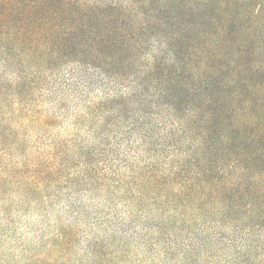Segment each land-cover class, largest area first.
<instances>
[{"label": "trees", "instance_id": "trees-1", "mask_svg": "<svg viewBox=\"0 0 264 264\" xmlns=\"http://www.w3.org/2000/svg\"><path fill=\"white\" fill-rule=\"evenodd\" d=\"M249 53L264 57V0H0V84L15 78L5 87L19 94L35 69L41 86L66 99L81 103L101 90L116 121L103 135L108 152L121 164L131 153L136 161L131 181L112 185L122 201L140 215L167 212L160 225L186 234L197 221L202 232L233 221L234 233L240 220L246 228L236 237L213 234L240 244L239 264H264V235L255 233L264 230V153H248L252 121L228 109L250 92L246 81L264 78V64L251 67ZM255 89L263 107L264 83ZM232 133L245 136L235 143ZM42 167L31 184L52 171ZM188 240L192 250L202 242Z\"/></svg>", "mask_w": 264, "mask_h": 264}, {"label": "rangeland", "instance_id": "rangeland-1", "mask_svg": "<svg viewBox=\"0 0 264 264\" xmlns=\"http://www.w3.org/2000/svg\"><path fill=\"white\" fill-rule=\"evenodd\" d=\"M253 3L250 13L258 7V2ZM247 55L251 67L258 61L264 64L263 55ZM28 70L21 93L5 87L14 85L15 78L9 75L0 84V264H239L240 244H225L213 233L236 237L246 228L240 220H234L238 223L234 233L233 221L223 227L211 225L213 232H202L197 221V229L186 234L181 226L160 225L158 214L165 213L163 219L169 221L167 212L151 209L140 215L122 201L124 193L114 186L131 177L136 161L130 152V160L121 164L108 152L103 135L116 121L101 90L80 103L73 96L62 97L58 89L41 86L35 69ZM235 71L240 76L234 78L241 77L235 84L242 85L246 73ZM258 83H264L259 75L246 81L250 92L237 99L242 100L239 106L237 102L228 106L241 121H252L244 130L250 137L249 154L264 153V106L258 107L254 97ZM122 91L128 95L132 89ZM249 99L253 102L246 110L244 103ZM228 114L225 126L231 121ZM259 133L261 140L254 138ZM238 135L232 133L235 143ZM43 163L52 171L31 184L34 171H43ZM194 233L202 242L192 250L185 242ZM255 233L264 235V230ZM143 235L147 239L139 240Z\"/></svg>", "mask_w": 264, "mask_h": 264}]
</instances>
